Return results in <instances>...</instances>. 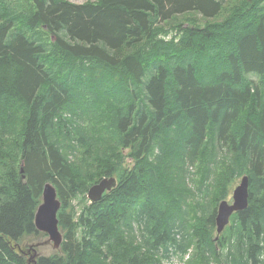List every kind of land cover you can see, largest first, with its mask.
<instances>
[{
	"label": "trees",
	"instance_id": "1",
	"mask_svg": "<svg viewBox=\"0 0 264 264\" xmlns=\"http://www.w3.org/2000/svg\"><path fill=\"white\" fill-rule=\"evenodd\" d=\"M203 154L191 221L183 187ZM244 174L247 206L217 234V203ZM47 181L62 241L32 263L16 245L46 236ZM173 256L264 264V0H0V264Z\"/></svg>",
	"mask_w": 264,
	"mask_h": 264
},
{
	"label": "water",
	"instance_id": "2",
	"mask_svg": "<svg viewBox=\"0 0 264 264\" xmlns=\"http://www.w3.org/2000/svg\"><path fill=\"white\" fill-rule=\"evenodd\" d=\"M22 172V167H20ZM116 185V179L113 176L103 177L91 184L86 196L90 201L100 199L101 195ZM248 201V176L242 175L239 183L232 189L231 201L221 199L217 204L215 225L216 233L219 234L229 223L230 216L236 212L243 210L247 206ZM60 208V201L57 198L56 189L51 182H45L42 186L41 201L34 213V224L38 231L43 232L47 236V240L52 242L54 249L59 248L62 241V233L59 229L57 212ZM39 243L29 245L27 250H32L28 261L34 263L36 258V249ZM18 251H24L17 244Z\"/></svg>",
	"mask_w": 264,
	"mask_h": 264
},
{
	"label": "rangeland",
	"instance_id": "3",
	"mask_svg": "<svg viewBox=\"0 0 264 264\" xmlns=\"http://www.w3.org/2000/svg\"><path fill=\"white\" fill-rule=\"evenodd\" d=\"M3 1H6V0H3ZM70 1L83 2V1H96V0H70ZM234 5L235 4H227V2H226V5L223 8V11L219 15L217 14L214 18H207V20L208 21H214V22L215 21H222L227 15L230 14V10L229 9L232 6H234ZM182 15L183 14L177 15L175 17H180ZM189 18H193V16L190 15ZM13 130L15 131V129H13ZM6 147L10 148V154L11 155H12L13 151L16 149V147H14L12 144L6 145ZM80 158H83L84 160H86L85 157L78 156L76 158V160L74 159V161L78 162ZM205 159H206L205 154H203L201 156L200 161L198 162V164L195 167H191L190 168L191 169V178H190V180H188L187 183H185V185L183 187V190L186 193H188V197L184 200L183 207L187 211L188 219L191 220V221L197 219V213H196V210H195L196 206L194 204V198L195 197H190L191 194H192L193 188L195 186L194 185H190V182H192L193 184H196V182L200 179ZM89 162H91V161H89ZM89 170H90V168H89ZM223 173L224 172L222 170H220V169H217V171H216V175H218V176L222 175ZM240 178H238L234 182H232V184L230 186L229 193H228V195L225 198L226 200L231 201L232 189L239 183ZM227 185H226V187H227ZM213 187H216V188H214L212 192L218 193L219 187H222L221 180H218ZM211 195H212L211 198L213 196H216V194H213V193H211ZM35 243H39L37 246H35L37 255H39V254L47 255V254L51 253L54 250L52 242L47 240V236H40V235L39 236H33L32 235V236H28V237H23L18 245L21 247V249L24 251V253H26V255L28 257H30V255L33 254V251L32 250H27V249H28L29 245L35 244ZM165 264H184V263H182L177 257L173 256Z\"/></svg>",
	"mask_w": 264,
	"mask_h": 264
},
{
	"label": "bare ground",
	"instance_id": "4",
	"mask_svg": "<svg viewBox=\"0 0 264 264\" xmlns=\"http://www.w3.org/2000/svg\"><path fill=\"white\" fill-rule=\"evenodd\" d=\"M47 182H49V181H47ZM218 204V203H217Z\"/></svg>",
	"mask_w": 264,
	"mask_h": 264
}]
</instances>
